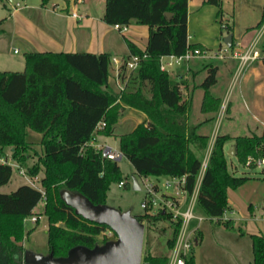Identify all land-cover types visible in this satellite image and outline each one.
Returning <instances> with one entry per match:
<instances>
[{
	"label": "trees",
	"instance_id": "16d2710c",
	"mask_svg": "<svg viewBox=\"0 0 264 264\" xmlns=\"http://www.w3.org/2000/svg\"><path fill=\"white\" fill-rule=\"evenodd\" d=\"M187 2L105 0L106 23L148 26L144 49L125 38L129 55L141 58L120 91L108 82L112 56L107 52L28 51L24 53L23 70L0 71V157L5 155L4 147L9 146L10 157L23 162L24 151L30 146L28 130L40 133L43 148L38 161L27 170L31 176L42 170L39 186L43 190L26 182L8 193L0 192V264H24L25 249L21 242L33 229L25 231L24 221L34 215L42 191L43 213L49 223L48 252L53 256H64L76 245L92 248L110 239L104 232L109 229L107 225L75 214L60 197V191L79 192L93 204H102L111 183L123 181L124 186L130 185L117 161L103 157L99 148L89 144L96 134H111L122 104L137 108L148 117L131 131L117 135L118 148L132 164L134 174L137 177L185 175V187L188 191L193 189L201 160L192 145L203 149L207 146L209 136L200 133L199 127L202 122L214 120L221 98L210 91L217 82L218 67L213 61H204L205 75L199 84L204 91L200 111L208 115L202 122L191 124L188 122L191 101L181 91L185 80H177L172 72L159 67L162 55H181L187 46L204 49L199 44L187 43ZM206 2L218 7L217 15L221 13L220 0ZM263 22L264 7L255 28ZM230 30L227 25L226 31ZM260 51H264V37ZM100 122L104 126L97 128ZM231 139L239 163L243 164L248 156L264 157V127L251 134H217L214 138L196 206L220 223L228 208L227 188H238L251 178L235 176L229 171L223 146ZM12 169L11 164L0 161V186L9 182ZM149 210L146 207L143 214L136 215L137 219L150 224L162 221L160 230H164V223L172 224V236L166 240L170 251L180 221L169 223L167 213ZM59 221L63 224L56 225ZM222 223L228 228L233 226L232 220ZM101 232L104 236L98 241ZM250 237L249 264H264V233ZM168 255L147 249L142 254V263L166 264ZM186 264H192L191 255Z\"/></svg>",
	"mask_w": 264,
	"mask_h": 264
},
{
	"label": "crops",
	"instance_id": "0c3cea01",
	"mask_svg": "<svg viewBox=\"0 0 264 264\" xmlns=\"http://www.w3.org/2000/svg\"><path fill=\"white\" fill-rule=\"evenodd\" d=\"M206 1L188 0L187 2V42L202 46L205 55L194 58L188 63H175L169 70L175 79L185 80L181 91L184 98H189L191 101L188 122L196 124L202 122L208 115L200 111L204 91L199 84L205 75L202 63L213 61L218 67L217 82L210 87V91L221 98V104L223 101L225 108L223 112L218 109L214 113L213 121L200 124L199 132L208 136L209 129H204L213 122L215 124L204 153L212 146L217 134L245 135L259 132L264 127V60L255 59L237 73V59L228 54L223 58L217 56V53L227 46L222 43L227 34L232 35L231 42H233L232 47L228 46L229 51L234 49L244 51L250 47L257 35L258 28H255V25L261 16L264 0H220L222 11L219 15H217L218 7ZM16 2L20 3L19 7H14ZM72 11H76L80 17L71 16ZM104 11L105 0H0V32H2L0 34L5 33L6 23L13 21L18 25L13 30V35H22L25 43L32 47L29 51H80L96 54L107 52L112 57L122 58L129 55L125 38L133 41L141 49L145 48L148 38L147 25L131 23L125 30L119 31L113 27V24L103 20ZM227 25L231 27L230 32L226 31ZM263 37L264 34L260 42ZM109 73L108 82L115 89L111 65ZM219 75L224 82L221 88L217 87ZM122 105L112 132L108 135L117 142L116 148H118L117 135L129 132L137 124L148 120L143 111ZM100 136L103 135L96 134L92 142L110 146L105 140L99 143ZM233 143L234 140L231 139L224 144L225 153ZM194 148L198 146L192 145V149ZM233 157L236 158L235 155ZM243 185L235 189L227 188L228 208L220 218L221 223L216 217L205 216L204 220L208 222L198 220L189 229L195 239L191 254L192 264L251 262L250 235L264 233V219H262L264 198L262 211L257 213L252 203L247 202L246 195L249 194V190L246 188L248 192H245L242 189ZM224 220H232L233 226L231 228L224 226L222 223ZM165 253L169 254V251Z\"/></svg>",
	"mask_w": 264,
	"mask_h": 264
},
{
	"label": "rangeland",
	"instance_id": "374dc122",
	"mask_svg": "<svg viewBox=\"0 0 264 264\" xmlns=\"http://www.w3.org/2000/svg\"><path fill=\"white\" fill-rule=\"evenodd\" d=\"M18 25H15L13 21H8L5 25V33L0 34V70L10 69L13 71H21L23 70V60L24 53L31 50L32 47L28 46L27 43L23 40L22 35H13V30L17 28ZM225 32V31H224ZM2 33V32H0ZM224 43V42H222ZM225 45V43H224ZM2 61V62H1ZM224 82L219 75V83L217 87H223ZM221 105L219 106V109ZM195 111V110H194ZM193 112V109H192ZM214 122L212 125H208L204 130L209 129V134L211 135L212 130L214 129ZM209 135V136H210ZM27 140L29 142V148L24 151V155H26L23 162H17L10 157L11 147H4L5 155L2 156L4 160L8 161L9 158L12 159L13 169L12 175L8 183L0 186V192L8 193L14 189H16L20 184H24L26 182H31L36 186H39L40 179L42 178L43 172L40 170L36 175H29L27 170L32 167L38 161V156L42 154V146L40 144V133L28 130ZM105 140L107 144H109L113 149L116 148L117 142L113 137H108L106 135L99 137V143ZM105 146V143H103ZM196 156L202 161L204 155L203 148H194L193 149ZM228 150V148H227ZM226 150V151H227ZM263 155H264V147H263ZM227 166L231 173L235 176H249L251 180L244 184L242 187L245 192H248L246 188L249 190V194L246 195L247 202L250 201L257 213L262 211V202L264 198V166L261 167H246L243 164L239 163L237 158L233 157V155L225 153ZM119 168L122 172V176L126 177L130 182L129 186L119 185L118 183H111L109 189L107 190L105 204L111 206L117 210L125 211L129 210L132 215H140L144 213V208L140 206V203L144 198H146V190L142 184L141 176L138 178V183L140 185L139 189H133L131 184V177L134 175V168L129 160L122 156L117 161ZM23 171V175H21L18 170ZM165 177L160 176L156 178L155 176H150V180L154 182H158L161 190L166 193H170L171 189H165L162 184ZM41 189L42 187L39 186ZM43 190V189H42ZM44 192V191H43ZM44 197L35 205L33 212L34 216L39 215V220L36 223H32L28 218L25 219V231L30 228H33L29 233H27L23 240L24 249H28L34 251L36 253H40L43 255L48 254V244H47V227L48 220L47 216L43 213L44 208ZM151 213H156L155 207H152L149 210ZM195 215L206 216L196 205L194 207ZM197 219H192L189 224V229L196 223ZM205 223L208 220H202ZM63 221L56 222V225H62ZM144 224V235L142 242V254L145 250L149 249L152 253H165L167 252L166 240L172 236V224H168L163 228L164 230H160V226L162 225V221L155 222L150 224L146 221ZM108 229H105L104 232H107ZM104 233H100L97 236L98 241L103 239ZM114 236H111L110 239H113ZM141 264L142 256H141Z\"/></svg>",
	"mask_w": 264,
	"mask_h": 264
},
{
	"label": "built area",
	"instance_id": "2783aa9c",
	"mask_svg": "<svg viewBox=\"0 0 264 264\" xmlns=\"http://www.w3.org/2000/svg\"><path fill=\"white\" fill-rule=\"evenodd\" d=\"M19 6H20L19 2H16L14 5V7H19ZM70 15L75 18L80 17V15L76 11H72ZM113 27L119 31H123L126 29L127 25L113 24ZM263 34H264V22L258 27L257 35L255 39L253 40L250 47H248L246 50L239 51L237 49H234L232 51H229L228 46H226L224 49H222V51L217 53V56L219 58H223L225 54H228L233 58L237 59L236 72L238 73L249 62L259 58L264 59V51H260L258 47V44ZM204 55H205L204 49L198 47L190 48L187 46L185 52L181 55H162L159 60V67L161 70L169 71L170 67L175 63L176 64H180L182 62L188 63L192 59L202 57ZM143 56H145V54ZM140 58L141 57L139 55H135V54H130L122 58L115 56L111 57V74L112 76H114L115 89L117 91L122 90L129 76L130 71L137 66ZM224 108H225V103L222 101L220 108L221 112L224 111ZM103 126H104V122H100L97 125V128H102ZM89 144L93 145L96 148H99L102 156L108 159L118 161L123 156L119 148L113 149L112 147L107 145L105 146L99 145L92 142V140L89 142ZM211 147H209L203 155V159L201 161L198 172L195 176L194 186L191 191H188L187 188L185 187V182H186L185 175L167 176L164 179L162 186L165 189H171L170 193L163 192L159 186V183L151 181L148 176H144L141 178L142 184L146 190V198L142 200L140 206L144 209L148 206L150 207V209L152 207H155L156 209L155 212L164 211V213H167L169 216V223H174L178 220L180 221L179 228L175 237V241L172 248L169 251L168 260L166 264H186L187 257H189L192 254L195 245V239L191 231L189 230V223L192 219H197L199 221L205 219V217L202 215H195L193 210L196 205V198H197L200 182L202 179V175L208 164V158ZM0 161L7 162L12 166L14 165L11 158H9L7 161L6 159L4 160V158L1 156ZM243 166L246 167L264 166V157L248 156ZM18 172L21 175H23L22 170L19 169ZM29 183L35 187H39L31 182ZM123 183H124L123 181H120L118 184L123 185ZM42 193L43 196L44 192L42 191ZM28 219L32 223H36V221L39 220V215L30 216ZM262 219H264V214L262 215ZM106 234L108 238H110L111 236H114L115 238V234L111 229H108Z\"/></svg>",
	"mask_w": 264,
	"mask_h": 264
},
{
	"label": "water",
	"instance_id": "95a60500",
	"mask_svg": "<svg viewBox=\"0 0 264 264\" xmlns=\"http://www.w3.org/2000/svg\"><path fill=\"white\" fill-rule=\"evenodd\" d=\"M231 37V34H227L223 39L227 46L231 45ZM227 153L234 155V147L230 146ZM131 184L133 189L140 188L136 175L131 177ZM60 197L73 208L75 214L107 225L114 232L115 238L92 248L76 245L66 255L58 257L52 253L43 255L25 249L24 264H141L144 224L129 210L120 211L105 203L93 204L83 194L66 189L60 191Z\"/></svg>",
	"mask_w": 264,
	"mask_h": 264
}]
</instances>
